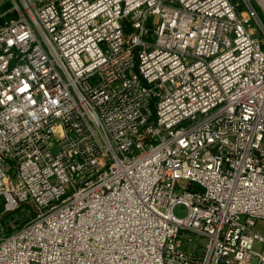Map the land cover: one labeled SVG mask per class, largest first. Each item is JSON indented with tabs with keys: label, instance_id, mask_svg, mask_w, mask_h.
Segmentation results:
<instances>
[{
	"label": "built area",
	"instance_id": "built-area-1",
	"mask_svg": "<svg viewBox=\"0 0 264 264\" xmlns=\"http://www.w3.org/2000/svg\"><path fill=\"white\" fill-rule=\"evenodd\" d=\"M3 1L0 264H264L254 3Z\"/></svg>",
	"mask_w": 264,
	"mask_h": 264
},
{
	"label": "rangeland",
	"instance_id": "rangeland-1",
	"mask_svg": "<svg viewBox=\"0 0 264 264\" xmlns=\"http://www.w3.org/2000/svg\"><path fill=\"white\" fill-rule=\"evenodd\" d=\"M232 1H237L239 3L238 5V9L239 10H244V2L243 0H232ZM257 10V13L259 14V16L262 18L263 22H264V7L261 3H258V0H251ZM0 5L3 6L4 5V1L0 0ZM257 35L260 38H264L263 34L259 31L257 33ZM1 205H2V199H0V226H3V233H10L13 230L12 225L13 224H17L20 225L23 222V219L27 216L26 215V209L27 207L25 205H22L21 207H19L18 209L8 212V213H2L1 211ZM187 208L186 206H184L183 204H177L174 208H173V213L176 216L179 217H183L186 214ZM6 221H9V223H6ZM15 221V222H14ZM255 228L260 230V231H264V219L262 218H258L255 221ZM183 237H184V244H183V248L186 249H196L197 247H199L201 245V243L204 242V239L194 233H190L187 231L183 232ZM191 238L190 242H187V238Z\"/></svg>",
	"mask_w": 264,
	"mask_h": 264
}]
</instances>
